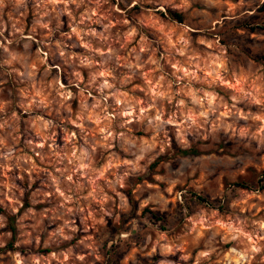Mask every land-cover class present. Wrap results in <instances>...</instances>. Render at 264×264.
Returning <instances> with one entry per match:
<instances>
[{"label": "clouds", "instance_id": "9594fccd", "mask_svg": "<svg viewBox=\"0 0 264 264\" xmlns=\"http://www.w3.org/2000/svg\"><path fill=\"white\" fill-rule=\"evenodd\" d=\"M262 182L264 0H0V264H264Z\"/></svg>", "mask_w": 264, "mask_h": 264}, {"label": "rangeland", "instance_id": "374dc122", "mask_svg": "<svg viewBox=\"0 0 264 264\" xmlns=\"http://www.w3.org/2000/svg\"><path fill=\"white\" fill-rule=\"evenodd\" d=\"M253 31H255V29H253ZM262 183H264V182H262Z\"/></svg>", "mask_w": 264, "mask_h": 264}]
</instances>
